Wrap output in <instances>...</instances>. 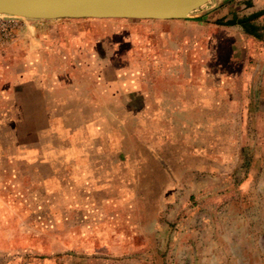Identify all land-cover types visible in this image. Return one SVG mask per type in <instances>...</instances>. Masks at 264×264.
I'll list each match as a JSON object with an SVG mask.
<instances>
[{
    "label": "rangeland",
    "instance_id": "374dc122",
    "mask_svg": "<svg viewBox=\"0 0 264 264\" xmlns=\"http://www.w3.org/2000/svg\"><path fill=\"white\" fill-rule=\"evenodd\" d=\"M260 9L264 0H211L193 13L210 10L195 22L24 19L9 40L0 22V44L9 48L0 49V59L4 52L12 59L50 55L57 70L68 59L86 85L105 69V81L122 78L132 91L166 78L186 98L198 92L209 105H221L212 104L210 90L224 86L231 105L247 108L246 114L152 113L151 129L137 124L134 147L112 152L105 145L107 177L91 171L90 178H64L60 167V184L49 192L48 168L18 152L8 121L20 115L0 102V264L264 262V18L252 24L259 39L239 25L210 23ZM69 69L58 76L67 79ZM152 100L160 106L158 92ZM208 120L219 126L214 136L200 130L193 139L188 124ZM89 141L94 153L96 140ZM251 249L261 255L246 258Z\"/></svg>",
    "mask_w": 264,
    "mask_h": 264
},
{
    "label": "crops",
    "instance_id": "0c3cea01",
    "mask_svg": "<svg viewBox=\"0 0 264 264\" xmlns=\"http://www.w3.org/2000/svg\"><path fill=\"white\" fill-rule=\"evenodd\" d=\"M217 11L218 9H214L209 14L216 16ZM196 16L203 17L201 13ZM197 17L194 16L193 19L185 21L191 22ZM261 18H264V15L256 20ZM169 21L181 22L182 20L163 22ZM210 23L215 24L216 19ZM226 27L234 28L236 25ZM238 43L235 46L239 47ZM5 47V44H0L1 50ZM261 50H264V47ZM66 54L65 52L64 55L68 56ZM53 60L50 55L47 60H43L39 56L24 58L20 53L17 54L16 59H12L5 52L3 58L0 59V88L4 85L5 89L0 91L1 105L10 107L9 111L13 113L12 115L19 114L21 117L19 121L17 117H15L17 121L14 118H10L8 121L11 124L10 129L17 135L15 144L24 161L38 169L48 168L46 185H48L49 192L55 191L60 184V167H64L63 170L66 172L64 178H90L91 171L96 172L95 177L98 176V173L100 176L107 177L106 169L102 163L106 156L103 154L105 145L114 148L112 152H117L123 147L129 149L130 146H125L126 144L134 147L137 138V124L139 129L141 126L146 130L151 129L152 113L201 114L205 111L215 114L247 113L246 105H240L237 110L236 106L230 104V97L227 96L229 91L227 92L224 86L218 93L210 90L213 92L212 96L216 94L215 98H211L212 104L220 99L221 105H209L205 99V101H201L198 92L193 93L190 99L186 98L181 92L182 87L179 84L174 86L166 83L168 81L166 78L150 81L151 83L147 85L148 89L139 87L132 91L122 87L125 84L122 78L105 81V69H103L104 74L98 73L93 84L86 85L84 81L75 76V66L73 69H69L68 59L65 62L61 61V67L58 70L55 69ZM66 68L69 69V72L63 71V74L68 75L67 79L60 78L59 70H66ZM117 69L120 68L117 67ZM117 71V75H119L124 70ZM11 88H13L12 91ZM247 90V85H244L243 90H240L245 99H247ZM157 92L160 98L159 107L153 106L152 100L153 98L155 100ZM172 92H175V95H172ZM162 93H166V95ZM157 108L159 110H155ZM10 112H7L9 116ZM217 127L219 126L215 122L208 120L207 123L192 122L191 125L188 124L187 130H193L195 135L192 138L198 140L197 136L200 130L207 131L211 135ZM90 139L96 140L94 153L91 151L92 149H89ZM214 139L216 138H213L212 142H208V145H215ZM128 140L131 142L127 143ZM246 142L243 143L246 144ZM216 144L221 145V143ZM98 145L99 149H97ZM128 151L130 152V150ZM216 158L213 154L209 155L211 160ZM93 162L95 164L91 167ZM111 172L114 170L112 169ZM262 189L264 187L260 188L261 192L264 191ZM251 251L253 252L251 255L245 253L246 251L243 252V255L246 258L250 256L258 258L261 255L258 249H251ZM250 261L244 264H264L260 258L254 263Z\"/></svg>",
    "mask_w": 264,
    "mask_h": 264
},
{
    "label": "water",
    "instance_id": "95a60500",
    "mask_svg": "<svg viewBox=\"0 0 264 264\" xmlns=\"http://www.w3.org/2000/svg\"><path fill=\"white\" fill-rule=\"evenodd\" d=\"M211 0H0V15L28 20H188ZM216 6L213 7L214 10ZM210 11V10H209ZM203 12L201 15L208 13Z\"/></svg>",
    "mask_w": 264,
    "mask_h": 264
},
{
    "label": "trees",
    "instance_id": "16d2710c",
    "mask_svg": "<svg viewBox=\"0 0 264 264\" xmlns=\"http://www.w3.org/2000/svg\"><path fill=\"white\" fill-rule=\"evenodd\" d=\"M264 15V9L261 11H257L255 13L250 14L247 17L241 18V19H236L231 18V20L226 21L224 23H221V21H216L215 24H219V25H224V26H234V25H239L244 33H246L247 35H251L256 39H259V35H257V29L256 27H254V25H252V21L256 20L258 17Z\"/></svg>",
    "mask_w": 264,
    "mask_h": 264
},
{
    "label": "built area",
    "instance_id": "2783aa9c",
    "mask_svg": "<svg viewBox=\"0 0 264 264\" xmlns=\"http://www.w3.org/2000/svg\"><path fill=\"white\" fill-rule=\"evenodd\" d=\"M4 16V15H0ZM6 19H1V27L3 28V39L9 40L12 38V34L15 29H17L18 25L20 24L19 20H24L23 18H17L12 16H5ZM5 40V41H6Z\"/></svg>",
    "mask_w": 264,
    "mask_h": 264
}]
</instances>
